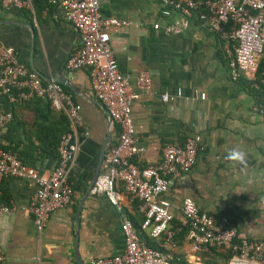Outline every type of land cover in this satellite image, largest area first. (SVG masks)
I'll list each match as a JSON object with an SVG mask.
<instances>
[{
	"label": "crops",
	"instance_id": "1",
	"mask_svg": "<svg viewBox=\"0 0 264 264\" xmlns=\"http://www.w3.org/2000/svg\"><path fill=\"white\" fill-rule=\"evenodd\" d=\"M30 1L31 8L15 10L0 3V46L8 47L18 62L27 69L30 63L47 80L60 76L67 83L61 84L63 89L80 105L81 125L67 168L70 201L52 212L39 231L26 210L35 183L14 177L0 181V201L12 205L9 213L0 214L3 264H87L90 257L120 253V215L137 218L141 214L120 185L115 188L119 209L104 194L90 192L88 183L99 148L107 132L106 147L113 144L118 129L90 93L87 70L69 71L64 65L78 41L61 9L47 0ZM98 5L102 17L130 21L126 27L109 28L108 43L119 73L128 75L135 93L130 114L134 138L143 147L135 163L144 166L155 161L164 144L182 143L188 135L196 138L193 167L171 176L166 190L172 223L181 221L178 205L189 196L200 211L213 218L225 217L238 234L264 241V118L256 110L263 101L264 66L259 74L257 70L253 76L239 74L232 81L216 34L194 19L179 32L165 31L176 15H161L159 0H98ZM142 69L148 71L151 82L148 90L138 91L134 77ZM161 93L167 95L165 100ZM32 97L9 100L0 94V114L12 109L10 119L0 127L1 146L12 145L6 134L19 146L36 147L46 140L45 130L50 136L63 126L59 110L43 106L45 98L23 101ZM232 149L245 152V164L226 159ZM26 161L41 176L56 164L55 157L37 153ZM139 237L155 240L140 228ZM182 237L174 250L178 259L170 264L227 262L229 253L224 249L193 254Z\"/></svg>",
	"mask_w": 264,
	"mask_h": 264
},
{
	"label": "built area",
	"instance_id": "2",
	"mask_svg": "<svg viewBox=\"0 0 264 264\" xmlns=\"http://www.w3.org/2000/svg\"><path fill=\"white\" fill-rule=\"evenodd\" d=\"M57 5L63 18L74 29L78 47L68 55L64 65L69 71L85 68L88 88L94 99L107 110L117 126L116 141L107 146L101 158V170L90 186V192L102 193L119 209L116 186L120 185L129 199L135 201L141 214L139 228L146 231L157 247L145 244L137 235L127 215H120L123 249L104 257H90L87 264H170L178 259L174 250L179 233L185 228L183 240L191 253L224 249L229 253L225 264H264V241L237 233L225 217L213 218L200 211L189 196L181 198L179 224L172 223L173 213L166 197L171 176L186 173L193 167L197 141L188 135L182 143H167L159 157L144 166L135 160L143 147L134 138L130 105L135 93L130 89L128 75L119 73L108 43V29L126 27V19L102 17L98 0H47ZM6 9L31 8L30 0H0ZM160 14L176 15L165 31L179 32L194 22L214 32L221 42L228 77L234 81L239 74L254 75L264 47V0H159ZM150 74L142 69L134 77L138 91L148 90ZM264 90V87H263ZM0 94L7 99L44 97L49 106L62 111L68 129L57 143L55 166L46 176L21 162L13 151L0 148V181L3 178H27L35 183L26 210L39 231L49 215L69 201L72 192L67 168L75 150V136L80 121V105L60 83L49 79L42 83L39 76L24 67L8 47L0 46ZM176 94L179 91L176 90ZM203 93H198L202 97ZM165 100L167 95L160 94ZM264 118V99L256 106ZM9 112L0 114V127L10 119ZM12 205L0 201V214L9 213ZM0 264L3 254L0 250Z\"/></svg>",
	"mask_w": 264,
	"mask_h": 264
},
{
	"label": "trees",
	"instance_id": "3",
	"mask_svg": "<svg viewBox=\"0 0 264 264\" xmlns=\"http://www.w3.org/2000/svg\"><path fill=\"white\" fill-rule=\"evenodd\" d=\"M263 66H264V47H263V51H262V55L260 56L259 60H258V63H257V71L259 74V72L261 70H263ZM63 88H65L63 85H62ZM264 99V95L262 96ZM41 97L39 96H34L32 98H28L26 100H23V101H27V100H31V99H39ZM42 99V98H41ZM44 99V97H43ZM20 100V99H18ZM44 104L43 106H48L49 107V104H48V101L46 99H44ZM5 106H8L9 105V102H7L5 99L3 100ZM262 103V102H261ZM9 108V109H8ZM6 109H4L3 111L7 110L9 112L12 111V109L10 107H8ZM60 112V116L63 117V126L58 128V130H56L54 132V134H51L50 136L48 135V132L47 130H45L46 132L44 133L43 131V137L46 139L45 141H43L41 143V145L39 146H36V147H31L29 145H27L26 143H21V146L18 145L17 141H15L14 139L10 138L8 135L4 134L5 135V138L6 139H10L12 142V145H0V147L2 148H6V149H9L11 151L14 152V154L16 155V157L23 163H26L27 159L34 155V154H39V155H45V156H48V157H57V143H58V140H59V137L60 135L65 132L67 130V123H66V118H65V115L62 113V111H59ZM116 129H117V126L115 125ZM49 136V137H48ZM47 137L49 139V141L47 140ZM129 219L132 223V226L134 227V230L136 231L137 235H139V222L141 221V216L139 215L137 218H131L129 216ZM137 219V220H136ZM185 232V228L182 229V231L179 233V237H182L183 234ZM145 244L151 246V247H157V244L155 241H151L149 239H145L144 240ZM228 255V252L226 253Z\"/></svg>",
	"mask_w": 264,
	"mask_h": 264
},
{
	"label": "water",
	"instance_id": "4",
	"mask_svg": "<svg viewBox=\"0 0 264 264\" xmlns=\"http://www.w3.org/2000/svg\"><path fill=\"white\" fill-rule=\"evenodd\" d=\"M29 54H30V53H29ZM29 68L32 69V70H33V71H34V72H35L40 78H42V79H46V80H47V78H45V77L43 76V74H41L39 71L33 69V68L31 67V64H30V63H29ZM52 80H54V81H56V82H58V83H60V84H67L65 81H62V79H61L60 76L54 77ZM105 111H106V112H105V115H106V117H107V120H108V121H111V118H110V116H109V114H108V112H107L106 109H105ZM108 142H109V133L107 132V133H106V136H105V139L103 140V142H102V144H101V146H100V148H99L97 161H96V163H95V167H94V172H93V174H92V176H91V178H90V181H89V183H88V188H90L93 179L95 178V176H96L97 173H98V167H99V165H100L102 155H103L104 150H105V148H106V144H107ZM72 218L75 219L74 215H73ZM74 249H76V245H75V244H74Z\"/></svg>",
	"mask_w": 264,
	"mask_h": 264
},
{
	"label": "clouds",
	"instance_id": "5",
	"mask_svg": "<svg viewBox=\"0 0 264 264\" xmlns=\"http://www.w3.org/2000/svg\"><path fill=\"white\" fill-rule=\"evenodd\" d=\"M256 70H257V68H256ZM226 159L230 162H233L234 164L242 165V164H245L246 154L242 150L232 149L229 151L228 155L226 156Z\"/></svg>",
	"mask_w": 264,
	"mask_h": 264
}]
</instances>
